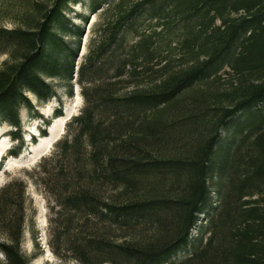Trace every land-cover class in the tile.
Listing matches in <instances>:
<instances>
[{
	"label": "trees",
	"instance_id": "16d2710c",
	"mask_svg": "<svg viewBox=\"0 0 264 264\" xmlns=\"http://www.w3.org/2000/svg\"><path fill=\"white\" fill-rule=\"evenodd\" d=\"M85 3L101 19L79 65L88 16L69 15L82 0L0 6V124L17 143L7 156L24 146L28 94L71 96L75 82L84 100L32 176L53 202L52 252L172 264L192 246L179 264H264V0ZM26 205L23 180L0 187V264L30 262Z\"/></svg>",
	"mask_w": 264,
	"mask_h": 264
},
{
	"label": "rangeland",
	"instance_id": "374dc122",
	"mask_svg": "<svg viewBox=\"0 0 264 264\" xmlns=\"http://www.w3.org/2000/svg\"><path fill=\"white\" fill-rule=\"evenodd\" d=\"M5 1L0 0V6ZM85 2L86 0H82L81 5L72 7L73 12L69 15L70 20L76 25H81L82 23L74 18V13L81 14L84 17L88 16V22L84 25V36L79 47L77 65L83 61L84 56L87 54L89 42L93 37V29L101 19L100 11L88 15L85 9ZM5 25L8 28L11 27L9 24L5 23ZM5 59V56H0V66ZM28 98L31 101L34 112L30 113L24 108L20 111L21 127L19 133L22 136L24 146L18 157L7 156L9 148L17 143L10 138L9 132L11 128L6 124H0V187L13 179L23 180L26 184L27 223L21 248L24 254L30 257L29 264H77L74 261L62 263L52 252L49 219L52 214L51 210L54 208L53 202L41 186L34 184L32 176H34L35 169L42 158L48 157L52 153L55 142L64 134L66 122L79 113L83 107L84 100L81 96L80 87L75 82L71 96L66 95L62 88H58L57 96L47 101L39 102L31 94H28ZM58 109L62 112V118L63 116L65 117L64 113L67 110L70 111V114L67 118H64L63 123L59 122L55 125L56 139L48 147L43 148L42 152L35 154L33 149L38 144H41L40 140L44 138L41 136L40 131L44 130L48 135V128L50 125H54L53 113ZM45 120L49 121V125L45 124ZM211 196L213 197V195ZM204 222V217L200 216L196 225L190 231L189 241L191 245H195L199 240ZM191 248L192 246H188L185 250L178 251L171 258V263L179 264L191 252Z\"/></svg>",
	"mask_w": 264,
	"mask_h": 264
},
{
	"label": "bare ground",
	"instance_id": "6f19581e",
	"mask_svg": "<svg viewBox=\"0 0 264 264\" xmlns=\"http://www.w3.org/2000/svg\"><path fill=\"white\" fill-rule=\"evenodd\" d=\"M65 117H58L54 119V125H50V127L48 128V135L47 137L42 138L40 141L41 144H38V146L36 148L33 149V152H35V154H39L40 152H42L43 148L45 149V147H48V145L54 140L56 139L55 137L57 136V132L55 129V125L59 122L63 123L64 122V118H67L68 115L70 114V111L67 110L65 113ZM45 142V143H44ZM43 146V147H42Z\"/></svg>",
	"mask_w": 264,
	"mask_h": 264
}]
</instances>
